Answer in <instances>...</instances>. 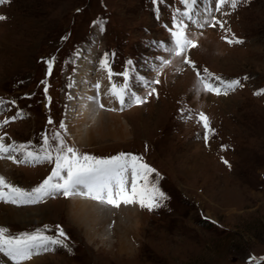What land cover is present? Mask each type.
<instances>
[{
	"label": "rangeland",
	"instance_id": "1",
	"mask_svg": "<svg viewBox=\"0 0 264 264\" xmlns=\"http://www.w3.org/2000/svg\"><path fill=\"white\" fill-rule=\"evenodd\" d=\"M197 7V19L207 9L212 13L208 18L221 21L223 28L192 25L191 39L197 46L182 57H172L158 43L171 40L173 15L177 9L184 10L181 0H10L0 5V15L6 17L0 21V99L16 102L0 111V122L17 112L25 114L0 129L5 142L38 149L45 134L59 132L79 154L142 157L159 173V187L168 198L165 207L154 211L139 204L132 205L134 209L129 205L107 208L114 212L92 228L72 218L75 201L97 203L105 210L103 204L85 196L58 194L34 204L7 203L24 217L0 222L10 234L31 233L45 225L54 231L59 225L69 237L67 248L42 252L25 264H250L251 257L264 260V94H257L264 92V0H243L234 11L226 6L227 15L213 11L215 0L211 4L200 0ZM101 20L103 32L98 26ZM234 38L243 43L227 42ZM106 53L115 54L113 61L120 72L132 62L137 79L131 87L136 93L143 95L142 90L154 84L152 95H139L146 102L117 108L109 94L107 71L95 70ZM189 56L192 61L185 65ZM52 57L57 58L54 79L48 76L47 61ZM163 59L171 63L162 64ZM189 64L202 72L207 69L203 76L210 73L213 85L219 77L240 80L243 86L227 95L206 92L187 69ZM141 79L159 83L145 87ZM113 82L119 86L123 78ZM45 84L49 85L47 95ZM84 86L93 89L90 92ZM78 98L82 103L73 106ZM107 107L114 110H103ZM100 112L109 116L99 117L94 126L93 116ZM200 113L215 130L207 145L203 124L197 123ZM89 133L92 141H88ZM53 168L52 163L0 159V176L25 190L40 185ZM128 180L130 186V172ZM124 208L129 211L119 212ZM101 227L105 233L99 231ZM0 264L12 262L0 254Z\"/></svg>",
	"mask_w": 264,
	"mask_h": 264
},
{
	"label": "snow or ice",
	"instance_id": "2",
	"mask_svg": "<svg viewBox=\"0 0 264 264\" xmlns=\"http://www.w3.org/2000/svg\"><path fill=\"white\" fill-rule=\"evenodd\" d=\"M10 2V0H0V5ZM159 3L161 0H155ZM243 0H215L214 12L224 11L226 6H230L231 10H236ZM200 0H181L183 11L177 9L173 15V24L170 29L171 40L162 45L163 51L172 57H182L187 49L195 48L197 45L191 39L190 27L196 25L200 28L207 26L215 27L219 25L223 28V23L219 20L209 19L211 12L205 10L206 15L202 19L197 5ZM227 15L228 12L224 11ZM6 20V17L0 15V21ZM101 32L104 31L103 21H98ZM229 44H240L243 41L239 39L227 40ZM114 55V54H113ZM185 63L190 61L185 58ZM129 67L121 73H114L111 69V58L109 54H105L100 61L101 68L106 70L111 82L114 75L123 78V83L119 86L113 83L109 94L114 97L121 107L130 106L131 103L142 104L144 98L138 96L132 91V81L137 79L132 75V62H127ZM162 64L171 63L169 59H163ZM55 57L47 61L48 75L52 74ZM195 69V65L192 64ZM207 73V69L204 70ZM199 83L203 90L213 92L217 95H227L242 87L240 80L225 81L216 77L217 85H213L208 81L212 79L210 73L207 77L200 76L197 72ZM248 78L245 77V80ZM44 84V81L41 82ZM141 83L145 87H150L151 83H159L158 80ZM49 85L45 84L44 91L47 95ZM99 89V85H96ZM155 89H152L148 95H152ZM257 94H264L257 93ZM50 101V98H49ZM93 102L98 103L93 98ZM15 101L6 102L0 99V111L4 110L6 104L15 106ZM103 107V104H100ZM24 113L17 114L10 119H4L0 122V129H3L10 122L16 119H23ZM191 118V117H187ZM53 121L50 119L49 124ZM197 123H202L204 131V141L206 145L211 138L215 136V130L211 128L208 118L203 114H199ZM64 128L63 124L59 125ZM223 148V146H222ZM12 159L16 163L40 164L52 163L54 168L51 174L37 187L31 190H25L8 182L4 176H0V201L15 205L34 204L43 201L45 198L54 197L62 194L65 197L79 195L96 200L100 203H106L113 207H119L121 204L131 205L139 204L142 209L154 211L166 206L167 196L159 187L161 179L158 172L143 162V158L120 153L110 158H97L88 154H79L76 149L69 146L59 132L52 133L51 136L45 134L43 136L42 145L38 149H33L31 145L17 144L15 142L6 143L5 136H0V159ZM225 164L228 162L225 160ZM230 167V165H229ZM131 172V186L129 190L128 173ZM155 175L153 176V174ZM150 177H152L150 179ZM52 232L53 234H48ZM69 237L59 225L55 226V230L45 225L41 229L34 230L31 233L25 232L19 235H12L8 229L0 227V254L6 257L12 264H25L33 256L42 252L54 251L57 248H67ZM250 264H264V260H257L255 257L250 258Z\"/></svg>",
	"mask_w": 264,
	"mask_h": 264
},
{
	"label": "bare ground",
	"instance_id": "3",
	"mask_svg": "<svg viewBox=\"0 0 264 264\" xmlns=\"http://www.w3.org/2000/svg\"><path fill=\"white\" fill-rule=\"evenodd\" d=\"M81 79L83 80L85 78L81 77L80 80ZM113 81H114V77H112V81L110 82V87L109 88L112 87V85L114 83ZM84 87L87 88L88 91H90V90L93 89V88H91L89 86H84ZM88 91H85V92L82 91L81 93L88 94L89 93ZM76 93H78V91H76ZM81 96L82 95H79V97H81ZM112 99H114V97H112ZM105 101H107V100H105ZM81 103H82V101L78 98V100L77 99L75 100V104L73 106H77V105H79ZM85 104L88 107V106L91 105V102H89V100H88V101H85ZM115 105H118V103H116ZM120 107H121V105H120ZM88 110H89V108H88ZM89 113H90V111L88 112V115H86L87 117L89 116ZM108 116L106 115V113L103 115L102 112H100L99 114H96V115L93 116V119L95 121L92 120L93 122H91V123L95 126L96 125V122H98V118L99 117L101 119H105ZM94 117L97 118V119H95ZM99 123H97V125H99ZM107 138H110V137L107 136ZM92 139H94V136H93V134L89 133L88 141H92ZM130 179H132L131 172H130ZM130 186H131V181H130ZM130 186H129V190H130ZM75 196H78V195H75ZM75 202H74V204H72V205H75V211H74L75 214L72 213L73 214L72 215V218H74V221H75L76 224H82L83 223L85 226H88L90 228L95 227L96 225H99L100 226L103 223V221H105L108 218V216H111V213H113L114 211H108L107 208L110 209V210H113V209H117V208H120L123 205H125V204H121L119 207H113V206H111L109 204L104 203L103 205L105 207V210H101V209H99L97 207L98 206L97 203L96 204H94V203H83V202H79V201H75ZM72 205L69 204V208H72ZM132 205H134V204H131L128 207L130 208V207H132ZM133 207L136 208V206H133ZM133 207L131 209H134ZM124 211H129V210H127V209L124 208V209H121L119 212L122 213ZM4 212L6 213V216H3L1 214V213L4 214ZM69 214H70V211H69ZM128 215H131V213L128 214ZM131 217H133V216H131ZM22 218H24V217H23L22 213L20 212V210L18 208H16L15 206H10V204L8 205L6 202H3V201L0 203V222L6 221V220H9V221H19ZM99 231H102L104 233L106 232L105 230H102V227L99 228Z\"/></svg>",
	"mask_w": 264,
	"mask_h": 264
}]
</instances>
